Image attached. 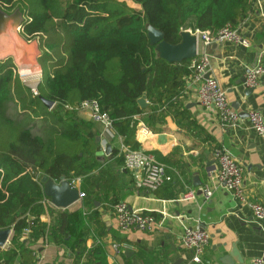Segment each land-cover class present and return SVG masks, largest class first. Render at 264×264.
I'll return each mask as SVG.
<instances>
[{"label": "trees", "instance_id": "obj_1", "mask_svg": "<svg viewBox=\"0 0 264 264\" xmlns=\"http://www.w3.org/2000/svg\"><path fill=\"white\" fill-rule=\"evenodd\" d=\"M254 1L0 0L5 13L23 14V38L39 40L43 74L33 93L11 58L0 62V230L14 233L9 247L0 248V264H33L29 245L39 240L70 248L79 261L83 258L82 244L91 232L85 225L98 217L93 208L99 196L94 172L99 164L95 123L73 109L98 101L125 147L134 150L139 123L134 117L149 111L152 121L158 106L178 99L185 78L193 74V60L169 63L157 58L146 26L176 45L183 30L237 28ZM143 95L150 104L145 109L137 103ZM42 99L54 107L49 110ZM43 176L57 183L62 176L81 179L84 208L93 213L85 217L83 211L50 207L40 183ZM160 189L151 194L158 196ZM45 214L49 224L41 220Z\"/></svg>", "mask_w": 264, "mask_h": 264}, {"label": "crops", "instance_id": "obj_2", "mask_svg": "<svg viewBox=\"0 0 264 264\" xmlns=\"http://www.w3.org/2000/svg\"><path fill=\"white\" fill-rule=\"evenodd\" d=\"M237 30L250 42L248 47L232 43L200 45L198 52L210 57L204 79L209 76L217 80L230 106L239 113L240 121L235 126H222L215 112L204 110L197 101L204 79L197 81L193 74L185 78L178 99L152 112V121L148 120L149 111L134 117L148 129L137 126L135 150L144 151L165 166L166 179L158 196L136 187L143 174L127 170L119 158L125 147L124 138L114 128L102 138L101 126L93 124L97 139H101L96 148L102 146L105 150L110 145L111 153L97 156L95 152L99 196L93 209L98 217L85 225L91 231L82 244L86 253L79 261L70 248L39 240L29 245L33 264H193L192 250L182 245L185 226L200 227L209 234L202 257L205 264H251L256 258L264 259V222L256 220L251 207L238 204L222 188H216L208 202L202 193L211 184L208 171L215 166L214 150L222 148L244 170L248 202L264 206V138L255 133L248 119L253 111L264 118V77L251 92L241 83L250 68L264 63V0L254 1ZM79 117L91 121L85 112L79 113ZM188 191L193 192L191 198L184 197ZM119 202L132 210L154 214L160 227L153 233L120 231L112 210ZM47 204L59 210L49 200ZM93 209L84 208L82 200L67 208L69 212L83 211L85 217ZM41 220L51 222L49 214ZM13 235L12 232L10 240ZM10 240L4 249L9 247ZM115 246L120 247L119 253ZM234 249L238 256L231 258L229 254Z\"/></svg>", "mask_w": 264, "mask_h": 264}, {"label": "built area", "instance_id": "obj_3", "mask_svg": "<svg viewBox=\"0 0 264 264\" xmlns=\"http://www.w3.org/2000/svg\"><path fill=\"white\" fill-rule=\"evenodd\" d=\"M198 37V46L208 47L212 44L232 43L248 47L250 42L241 37L237 28L226 25L217 32L192 31ZM210 65V57L207 53L198 52L197 57L191 63L193 77L197 81L204 79ZM264 77V63L260 62L250 68L246 74L245 86L247 88H256ZM36 93V90L32 91ZM197 101L206 111L215 112L222 126H235L240 121V115L229 104L226 93L220 88L217 80L213 78L204 79L197 92ZM73 109V108H71ZM78 113L85 112L91 121L99 124L102 129L101 136L113 130V122L106 111L102 109L98 101H85L73 109ZM137 118V116H135ZM250 124L255 133L264 138V118L259 112L253 111L248 114ZM143 130H148L143 123L138 124ZM124 166L127 170L142 172L143 176L136 182L139 190L154 193L163 187L166 179L165 166L157 162L154 157L142 150H132L123 147L121 154ZM215 166L208 171V177L211 184L205 186L202 190L206 202L210 201L216 188H222L229 192L235 201L241 205L251 207L254 217L260 223L264 222V206L259 203L248 202L244 192V170L242 166L225 149L216 148L214 150ZM72 188L80 191V200L83 201L85 195L80 190L81 179L69 180ZM192 191L184 196L191 198ZM112 210L115 215L117 228L126 232L131 229H137L145 233H153L158 230L160 225L152 213L141 210H132L123 202L113 205ZM29 231H25L28 236ZM210 240L209 234L200 227L185 226L182 236V245L192 250L193 264H205L202 257ZM115 251H121L119 246H115ZM251 264H264L263 258L254 259Z\"/></svg>", "mask_w": 264, "mask_h": 264}, {"label": "water", "instance_id": "obj_4", "mask_svg": "<svg viewBox=\"0 0 264 264\" xmlns=\"http://www.w3.org/2000/svg\"><path fill=\"white\" fill-rule=\"evenodd\" d=\"M23 20V14L19 10L9 15L0 8V62L11 58L17 69L33 64L35 62V52L37 49L39 50L37 40L36 44H28V41L21 35ZM146 31L150 45L155 48L157 58L169 63H181L185 60H194L197 57L198 37L191 30L181 31L179 34L180 42L176 45L166 42L164 33L150 25L146 26ZM14 43L18 47H14ZM32 57L34 61H32ZM206 78L208 79L209 76ZM245 82L246 79L241 81L244 86ZM246 89L247 92H251L254 88L246 87ZM42 102L49 110L54 107L51 101L42 99ZM137 103L141 109L149 106L146 95H143ZM104 111H107V108ZM96 142L99 145L101 139L98 138ZM103 153L109 155L111 153V146L107 145L105 150L102 146L96 148L97 156H101ZM40 183L43 186L45 197L57 209H67L74 203L80 201V191L77 188H72L69 180L64 176L60 178L59 183L49 179L47 176H43ZM12 232V229L0 230V248H5ZM125 254L128 255L129 251H125ZM229 255L231 258H235L238 256V252L234 249Z\"/></svg>", "mask_w": 264, "mask_h": 264}, {"label": "rangeland", "instance_id": "obj_5", "mask_svg": "<svg viewBox=\"0 0 264 264\" xmlns=\"http://www.w3.org/2000/svg\"><path fill=\"white\" fill-rule=\"evenodd\" d=\"M37 42H38V45H39V40L36 39ZM36 40H31V41H28V44H36ZM36 48V47H35ZM37 49V48H36ZM40 50H36L35 52V63L39 65V69L37 67H35V69H33L32 71H25V70H21V73L20 74V71L19 69H17V72L20 74V77H21V80L22 82L24 83L25 86H27L31 91L33 90H36L37 91V87L38 85L42 82V79H43V74H42V68L38 62V59L40 57ZM26 72H30L28 74L30 75H27ZM11 114H14V108L12 107L11 109Z\"/></svg>", "mask_w": 264, "mask_h": 264}, {"label": "bare ground", "instance_id": "obj_6", "mask_svg": "<svg viewBox=\"0 0 264 264\" xmlns=\"http://www.w3.org/2000/svg\"><path fill=\"white\" fill-rule=\"evenodd\" d=\"M13 46L14 47H18V45L16 44V43H14L13 44ZM10 49V48H9ZM33 54V53H32ZM32 61H34V59H33V57H32ZM35 67H37L38 69H39V65L38 64H36L35 62H33V64H31L30 66H25V67H21L19 70H20V74H22L21 73V70H25V71H32L33 69H35ZM28 73H30V72H26V74L27 75H30V74H28ZM31 76V75H30Z\"/></svg>", "mask_w": 264, "mask_h": 264}]
</instances>
